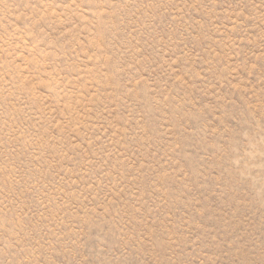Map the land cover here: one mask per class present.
<instances>
[{"label": "rangeland", "instance_id": "rangeland-1", "mask_svg": "<svg viewBox=\"0 0 264 264\" xmlns=\"http://www.w3.org/2000/svg\"><path fill=\"white\" fill-rule=\"evenodd\" d=\"M0 264H264V0H0Z\"/></svg>", "mask_w": 264, "mask_h": 264}]
</instances>
